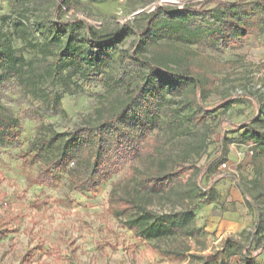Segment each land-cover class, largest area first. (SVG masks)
<instances>
[{
  "label": "rangeland",
  "instance_id": "374dc122",
  "mask_svg": "<svg viewBox=\"0 0 264 264\" xmlns=\"http://www.w3.org/2000/svg\"><path fill=\"white\" fill-rule=\"evenodd\" d=\"M196 1L203 0H0V41L8 40L22 59L14 70H0V108L18 120L16 141L0 144V264H238L223 249L227 238L253 250L255 209L238 185L256 191L252 155L238 158L235 152L244 151L247 129L264 132L263 15L254 17L243 37L210 46L179 43L170 56L173 70L190 68L207 110L196 124L182 119L176 131L153 130L149 138L180 172L178 191L148 193L137 186L141 172L156 168L146 156L116 167L110 159L106 178L91 191L76 190L68 169L53 173L52 186L35 182L38 167L29 144L39 126L42 132H69L94 124L97 112L112 101L100 75L63 61L67 42L75 48L85 36L76 21L97 33L121 31L117 46L133 49L132 29L156 3ZM214 1L206 7L241 0ZM55 21L66 23V33L47 43L41 32ZM110 56L116 59L117 53ZM179 100L171 97V106L178 107ZM195 184L204 194L193 190ZM114 195L133 199L149 212L147 224L162 231L153 235L144 225L130 227L137 210L111 205ZM209 254L212 258L205 257ZM254 262L264 264V251Z\"/></svg>",
  "mask_w": 264,
  "mask_h": 264
},
{
  "label": "trees",
  "instance_id": "16d2710c",
  "mask_svg": "<svg viewBox=\"0 0 264 264\" xmlns=\"http://www.w3.org/2000/svg\"><path fill=\"white\" fill-rule=\"evenodd\" d=\"M241 1H217L211 8L206 6L214 0L176 6L156 3L142 25L132 29L137 38L133 49L117 46L121 31L97 33L83 21H76L79 27L86 29L85 36L78 41V47L71 48L67 42L62 50L63 61L85 65L87 71L100 75L99 81L112 101H108L103 112H97L94 124L79 126L69 132L53 129L42 132L44 126H39L40 131L29 144L38 167L35 182L52 186L57 181L53 173L68 169L76 190L91 191L106 178L110 159L116 161L112 163L116 167L126 160L146 156L156 168L141 172L137 186L148 193L178 191L182 184L178 178L180 172L168 162L169 154L160 151L149 138L153 130L156 134L176 131L182 125V119H191L192 124H196L207 110L200 102L201 88L188 73L190 68L173 70L169 63H175V60L170 56H174L175 46L179 43L210 46L219 41L227 44L247 35L254 17H264V0ZM65 26L66 23L55 21L54 25L42 30V38L54 44L66 33ZM113 53H117L116 59L110 56ZM21 61L20 57L14 56L8 40L0 41V70H14ZM117 93L121 98L116 97ZM174 95L180 97L176 108L170 104ZM17 127L18 120L1 107L0 144L15 142ZM243 137L244 142L256 143L252 155L255 173L252 183L256 185L253 187L256 191L252 194L238 184L243 198L255 209L254 233H251L254 248L243 245L237 238H227L222 246L228 254L236 255L238 264H256L254 259L264 251V206L259 208V204L264 205V132L247 129ZM69 164H72L71 168H68ZM204 169H198V172ZM193 190L200 194L206 191L199 184H195ZM114 203L121 204L123 210H137L130 227L144 225V231L153 235L162 231L161 226L155 228L147 224L151 220L149 212L140 210L133 199L114 195L110 204ZM160 221L163 224L166 220L161 218ZM168 224L176 226L171 222ZM205 257L212 258L210 254Z\"/></svg>",
  "mask_w": 264,
  "mask_h": 264
},
{
  "label": "built area",
  "instance_id": "2783aa9c",
  "mask_svg": "<svg viewBox=\"0 0 264 264\" xmlns=\"http://www.w3.org/2000/svg\"><path fill=\"white\" fill-rule=\"evenodd\" d=\"M255 146H256V143H254V142H251V141L244 142V144H242V147L244 148V151L237 150L235 152V155L238 158L244 157L245 155L251 156L254 153ZM220 166H221V168H226L227 167V161L221 162Z\"/></svg>",
  "mask_w": 264,
  "mask_h": 264
}]
</instances>
